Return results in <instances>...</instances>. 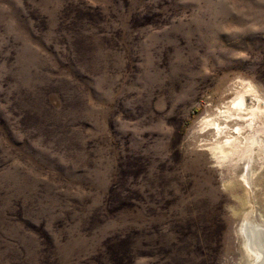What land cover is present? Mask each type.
I'll list each match as a JSON object with an SVG mask.
<instances>
[{
    "label": "rangeland",
    "instance_id": "obj_1",
    "mask_svg": "<svg viewBox=\"0 0 264 264\" xmlns=\"http://www.w3.org/2000/svg\"><path fill=\"white\" fill-rule=\"evenodd\" d=\"M245 217L264 0H0V264H250Z\"/></svg>",
    "mask_w": 264,
    "mask_h": 264
},
{
    "label": "bare ground",
    "instance_id": "obj_2",
    "mask_svg": "<svg viewBox=\"0 0 264 264\" xmlns=\"http://www.w3.org/2000/svg\"><path fill=\"white\" fill-rule=\"evenodd\" d=\"M242 96H243V94L242 95H237V98L233 99L231 101V103L233 104L232 106H234V108L236 110L237 109H239V110L245 109L246 112H248L251 115L250 116V118H251L250 120H252L255 116H257V114H258L257 112H259L260 110H258L259 109L258 107L248 105L246 103L245 98H243ZM226 107H227V109L223 110L224 112H226V110H230L229 108L231 107V105L228 104ZM204 119H205V117H204ZM206 120H207V125L208 126L210 125L211 127L220 129V125L218 124V122L215 121V119L212 120V119L208 118ZM205 122L206 121H204V125H205ZM252 123L253 122H249V124H248L249 126H247V127L248 128H253L254 125L252 126ZM217 132H218V130H217ZM237 139H238V136H236V137L232 136L230 139L224 140V142L223 141L222 142L217 141L216 143H212L208 147L209 151L212 153V155L215 158H219V157H222V158L225 157L226 158L227 155L230 152V147H232L230 145V143L235 142V140H237ZM250 139H251L252 142L255 140L254 137H250ZM247 141H249V140H247ZM251 141H250V143H252ZM253 144H254V142H253ZM222 158H220V159H222ZM225 158H223V159H225ZM243 175H244L245 179L248 176L247 173L243 174ZM247 218L248 217H245V219L242 221V223L240 225V233L243 235V237L245 239V244L247 245V246H245V247H247L246 250L252 256V258L254 256V258H253V260H252V262L250 264H264V228L261 227L262 223H260V227H259V229H257V226H258L257 224L258 223L257 224H253L254 222L252 223Z\"/></svg>",
    "mask_w": 264,
    "mask_h": 264
}]
</instances>
